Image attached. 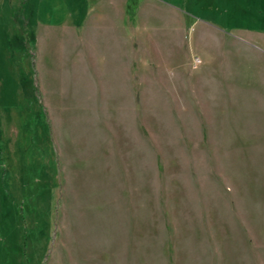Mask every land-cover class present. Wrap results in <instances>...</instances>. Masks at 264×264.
Masks as SVG:
<instances>
[{"label":"rangeland","instance_id":"rangeland-1","mask_svg":"<svg viewBox=\"0 0 264 264\" xmlns=\"http://www.w3.org/2000/svg\"><path fill=\"white\" fill-rule=\"evenodd\" d=\"M242 1L138 0L98 49L92 2L0 0V264H264V0Z\"/></svg>","mask_w":264,"mask_h":264},{"label":"crops","instance_id":"crops-1","mask_svg":"<svg viewBox=\"0 0 264 264\" xmlns=\"http://www.w3.org/2000/svg\"><path fill=\"white\" fill-rule=\"evenodd\" d=\"M90 5L88 6L86 20L87 27L93 31L92 37L90 36V43L96 45L99 49L100 46L104 48L108 44H111L112 37L110 35L115 31L114 26H116L119 21H122L126 14L127 0H87ZM77 5V4H76ZM79 6V5H78ZM74 6L76 12H81V8ZM47 16H49L52 10L46 7ZM71 14L69 10L66 11L63 19L59 23L66 24L71 21ZM207 22V21H206ZM52 25H45L47 29L44 32L52 33L55 39H64L62 33H60L61 27ZM110 32V33H109Z\"/></svg>","mask_w":264,"mask_h":264},{"label":"trees","instance_id":"trees-1","mask_svg":"<svg viewBox=\"0 0 264 264\" xmlns=\"http://www.w3.org/2000/svg\"><path fill=\"white\" fill-rule=\"evenodd\" d=\"M243 2L244 1L242 0H194L196 7L194 5L193 6L195 7L194 9L196 11L194 10V12L196 13H199L201 9L208 6V8H210V10H212L213 13L217 14L218 17L223 18L224 16L225 18L226 17L229 18V16L232 15L233 11L235 12L239 9L240 12L243 11V9L241 8V4ZM137 7H138V0H130L126 5V13L130 15H134L135 12L137 11ZM184 16L186 19V27H190L191 24L196 20L189 12H186ZM21 86L25 97L33 96V93L30 91L32 87L31 89L26 87V84L24 83L23 80Z\"/></svg>","mask_w":264,"mask_h":264}]
</instances>
